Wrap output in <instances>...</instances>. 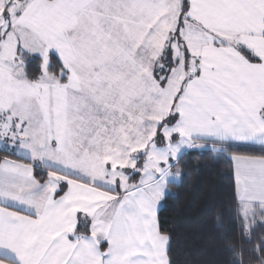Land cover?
I'll use <instances>...</instances> for the list:
<instances>
[{
  "label": "rangeland",
  "instance_id": "obj_1",
  "mask_svg": "<svg viewBox=\"0 0 264 264\" xmlns=\"http://www.w3.org/2000/svg\"><path fill=\"white\" fill-rule=\"evenodd\" d=\"M192 1L0 0V144L4 150L34 168L67 172L114 190L118 187L116 211L128 198L137 203L124 202V218L129 219L126 212L133 215L139 207L160 208L168 183L179 178L172 168L174 162L186 150L215 146L194 141L173 122L179 106L175 99L185 76L197 70L201 45L216 38L215 30L191 14ZM125 37L166 42L162 47L166 53L156 65L159 100L152 79L150 83L146 77L137 80L141 87L129 93L128 86L120 89V82L108 77L109 73L144 70L123 57L122 48L113 42ZM182 48L190 55L181 54ZM23 52L42 57L39 81L26 78ZM51 52L66 67L58 78L48 73ZM94 71L104 78L94 80L92 99L86 101L79 95L76 107L71 101L67 104L66 90L79 88L80 83L87 89L82 78ZM107 88L120 100L107 102L104 92L102 101L96 102V96ZM25 135L29 137L24 139ZM106 157L112 162L105 166L111 167L110 178L100 167ZM138 171L140 178L132 180ZM258 209L241 208L249 227L255 224ZM110 214L116 218L115 211Z\"/></svg>",
  "mask_w": 264,
  "mask_h": 264
},
{
  "label": "crops",
  "instance_id": "obj_2",
  "mask_svg": "<svg viewBox=\"0 0 264 264\" xmlns=\"http://www.w3.org/2000/svg\"><path fill=\"white\" fill-rule=\"evenodd\" d=\"M190 12L215 30L216 38L201 45L198 75L177 95L174 104L182 105L176 108L173 122L194 141L264 147V0H193ZM125 38L112 41L122 48L123 57L144 70L108 77L120 82V89L128 86L129 93L141 87L137 80L146 77L150 83L152 79L159 100L156 65L166 53V42ZM101 75L94 71L83 77L87 89L79 81V88L66 90L67 104L71 101L76 107L79 95L91 100L94 80L104 78ZM104 92L107 102L120 100L107 88L96 102L102 101ZM106 132L111 134L112 129ZM0 148L4 149L1 144ZM231 157L241 208H264V157ZM108 160L100 166L106 178L111 167L105 166L112 165ZM26 162L9 155L0 158V264H170L169 237L160 232L159 208L139 207L133 215L126 212L129 219L124 218V202H135L121 201L116 211L118 187H102L67 172L60 178L52 173L42 181ZM110 211L117 213L116 218Z\"/></svg>",
  "mask_w": 264,
  "mask_h": 264
},
{
  "label": "trees",
  "instance_id": "obj_3",
  "mask_svg": "<svg viewBox=\"0 0 264 264\" xmlns=\"http://www.w3.org/2000/svg\"><path fill=\"white\" fill-rule=\"evenodd\" d=\"M180 51L187 52L183 48ZM23 54L26 78L39 81L43 75L42 57ZM50 56L48 73L58 78L66 67L57 53L51 52ZM188 59L185 62L189 71ZM198 66L194 74L185 76L184 84L198 75ZM196 142L215 146L186 150L174 162L172 168L179 178L168 183L157 212L160 232L169 237L170 264H264V209L257 210L256 222L249 227L238 201L231 157L235 154L264 157V147L212 140ZM10 154L19 158L0 148V158ZM35 169L42 181L52 173L58 178L63 175L40 166ZM138 178L140 171L131 179Z\"/></svg>",
  "mask_w": 264,
  "mask_h": 264
}]
</instances>
